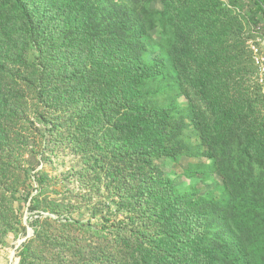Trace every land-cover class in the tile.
Here are the masks:
<instances>
[{
  "label": "trees",
  "instance_id": "1",
  "mask_svg": "<svg viewBox=\"0 0 264 264\" xmlns=\"http://www.w3.org/2000/svg\"><path fill=\"white\" fill-rule=\"evenodd\" d=\"M151 1L0 0V147L6 121L30 119L15 103L59 107L56 138L76 154L92 150L87 168L106 184L115 216H125H101L97 233L109 250L100 264H264V202L221 167L225 110L210 77L190 69L188 80L215 127L206 118L189 126L179 107L164 105L169 71L161 57L149 62L147 43L153 15L164 11ZM227 1L259 10L264 31V0ZM190 127L200 133L194 146L184 139ZM186 154L215 159L226 179L222 199L183 193L154 165Z\"/></svg>",
  "mask_w": 264,
  "mask_h": 264
},
{
  "label": "rangeland",
  "instance_id": "2",
  "mask_svg": "<svg viewBox=\"0 0 264 264\" xmlns=\"http://www.w3.org/2000/svg\"><path fill=\"white\" fill-rule=\"evenodd\" d=\"M150 5L164 11L153 15L155 28L147 40L149 62L161 57L169 71L162 82L170 90L164 105L179 107L189 126L206 118L215 127L217 117L208 115L188 80L190 69L193 76L210 77L209 85L225 110V130L216 146L218 160L224 161L221 167L229 182L238 179L264 202L260 11L237 9L227 0H152ZM186 27L188 49L183 40ZM14 107L30 119L4 123L9 133L0 147V264H100L102 250H109L97 233L104 224L101 216L111 220L125 216H115L117 205L107 196L106 184L87 168L92 150L76 154L62 136L56 138L51 122L58 106L31 102ZM215 132L213 128L212 136ZM199 136L190 127L185 143L194 146ZM154 165L183 193L223 198L226 179L215 159L186 154L160 158Z\"/></svg>",
  "mask_w": 264,
  "mask_h": 264
}]
</instances>
